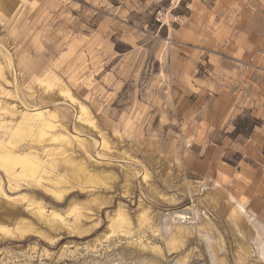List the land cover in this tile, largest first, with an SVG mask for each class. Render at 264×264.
<instances>
[{
  "label": "rangeland",
  "instance_id": "obj_1",
  "mask_svg": "<svg viewBox=\"0 0 264 264\" xmlns=\"http://www.w3.org/2000/svg\"><path fill=\"white\" fill-rule=\"evenodd\" d=\"M263 53L264 0H0V146L42 162L0 168V264H264V202L185 168L261 121Z\"/></svg>",
  "mask_w": 264,
  "mask_h": 264
},
{
  "label": "crops",
  "instance_id": "obj_2",
  "mask_svg": "<svg viewBox=\"0 0 264 264\" xmlns=\"http://www.w3.org/2000/svg\"><path fill=\"white\" fill-rule=\"evenodd\" d=\"M257 60L259 63L256 66L246 68L253 75V82L247 84L253 98L242 107L249 110L240 106L235 111H251V115H256L255 119L261 121L246 134H233L234 127L229 130L228 126L225 142L220 144L208 140V134L200 142H192L185 162L187 174L197 176L195 179L207 188L219 187L223 181H229L248 203L264 202V53ZM228 114L227 118L231 112ZM227 124L230 125L231 121ZM211 130L217 128L212 127ZM231 154L237 156L236 161H229ZM218 187L214 186L215 189Z\"/></svg>",
  "mask_w": 264,
  "mask_h": 264
},
{
  "label": "bare ground",
  "instance_id": "obj_3",
  "mask_svg": "<svg viewBox=\"0 0 264 264\" xmlns=\"http://www.w3.org/2000/svg\"><path fill=\"white\" fill-rule=\"evenodd\" d=\"M1 67V66H0ZM3 67V66H2ZM60 86V85H59ZM59 86H58V88H59ZM62 88V87H61ZM60 88V89H61ZM60 89H58V90H60ZM64 89V88H63ZM62 89V90H63ZM2 91V90H1ZM66 94H68V92L66 91V90H63ZM62 92V91H61ZM66 96V95H65ZM78 103V102H77ZM70 107H72V106H70ZM73 108V107H72ZM77 109V108H76ZM80 110H82V108L80 107ZM77 111V110H76ZM22 112V111H21ZM81 112V111H80ZM79 112V113H80ZM32 113V112H31ZM48 114V113H47ZM81 114V113H80ZM79 114V115H80ZM33 115L36 117V119L37 118H40V121L36 124V125H32L31 123L30 124H26V125H22L23 126V128H25L28 132L27 133H30L32 136H33V139H34V142H35V140H37L39 137H41L42 135H43V129H50V130H53L54 128H55V126L54 125H52L48 120H46V118H44L43 117V114H41L39 111H36V112H34L33 113ZM32 115V116H33ZM50 115V114H49ZM76 115V114H75ZM45 116V115H44ZM80 116H82V114L80 115ZM27 120V119H26ZM34 120V119H33ZM22 123V122H21ZM35 123V122H34ZM19 126V125H18ZM17 126V127H18ZM21 126V125H20ZM19 126V127H20ZM21 126V127H22ZM16 127V128H17ZM18 127V128H19ZM35 128V129H34ZM35 130V131H34ZM18 131V130H17ZM45 132H47L46 130H45ZM49 132V131H48ZM12 134H13V132H12ZM59 137V135H55V134H53L52 135V137ZM60 136L61 137H65L66 138V136H63V135H61L60 134ZM64 139V138H63ZM32 140V139H31ZM36 152V151H35ZM49 159V158H48ZM41 161V160H40ZM38 159H37V156L35 157L34 156V154H32L31 152H25V153H16V152H12L11 150H4V149H2L1 148V146H0V168H2V171L7 175V176H9V177H16V176H20V174H21V176H22V174L24 175V178H25V175H28V174H30L29 176L30 177H32L33 175L32 174H35V172L37 171L38 172V170H39V167H40V165H41V163L42 162H40ZM45 163V162H44ZM47 165V164H46ZM16 166H20L19 168H20V171L17 173L15 170H14V168L16 167ZM36 168H38V170H36ZM80 170V169H79ZM79 170H74V172L72 171V178L75 180V181H78L79 180V178H82L83 177V175H80V171ZM64 172V171H63ZM86 179H87V182H91L92 181V178H91V176L90 175H87V177H86ZM198 184L199 185H201V182H198ZM63 193V192H62ZM57 194V193H56ZM2 197V196H1ZM59 197V196H58ZM19 198V197H18ZM21 199V198H20ZM22 200V199H21ZM16 201H19V200H15V199H13V203L15 204L16 203ZM38 206V205H37ZM12 207H14V206H12ZM28 207V206H27ZM14 209V208H13ZM29 209V208H28ZM40 210V209H39ZM237 210L239 211V212H241L242 213V205H238L237 206ZM35 211H37V210H35ZM19 213H21V212H19ZM37 213H39V215H43V214H41L40 213V211L39 212H37ZM35 214V213H34ZM50 214V213H49ZM52 215H54V213L52 214ZM40 216V217H41ZM43 217H45V216H42V218ZM246 218L249 220V222H251L252 220H251V218H249V217H247L246 216ZM45 219V218H44ZM43 220V219H42ZM47 220V219H46ZM45 220V221H46ZM15 221V220H14ZM23 224H24V222H23ZM22 224V225H23ZM48 224V223H47ZM50 224V223H49ZM252 224V223H251ZM19 225V224H18ZM25 225V224H24ZM27 226H28V224H27ZM15 227H17V226H15ZM23 228H24V226H22ZM21 226L19 227L20 229H23ZM30 227V226H29ZM29 227H25L26 228V230H29L28 228ZM5 228V227H4ZM24 228V229H25ZM32 228V227H31ZM255 228V227H254ZM17 229V228H16ZM19 229V230H20ZM2 230V229H1ZM0 230V236H1V234H3L4 235V233H3V230L1 231ZM5 230H6V228H5ZM4 230V231H5ZM10 230V229H9ZM31 231L33 230V228L32 229H30ZM6 231H8V230H6ZM10 231H12V230H10ZM13 231H15V230H13ZM12 231V232H13ZM16 231H18V230H16ZM25 232V230H23V231H18L17 232V235H15V236H13V237H19V238H21L22 237V233H24ZM27 232H30V231H27ZM35 232V231H34ZM7 233V232H6ZM5 233V234H6ZM11 233V232H10ZM9 233V234H10ZM14 235V234H13ZM6 236V235H5ZM4 236V237H5ZM9 237H11L10 235H8ZM212 259V258H211ZM213 261V260H212ZM211 261V262H212ZM216 261V260H215ZM213 263V262H212Z\"/></svg>",
  "mask_w": 264,
  "mask_h": 264
}]
</instances>
